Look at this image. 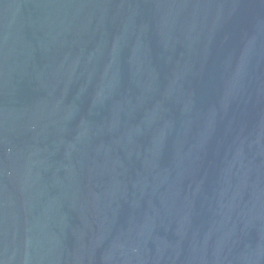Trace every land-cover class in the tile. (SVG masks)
Listing matches in <instances>:
<instances>
[{"label": "water", "instance_id": "95a60500", "mask_svg": "<svg viewBox=\"0 0 264 264\" xmlns=\"http://www.w3.org/2000/svg\"><path fill=\"white\" fill-rule=\"evenodd\" d=\"M0 264H264V0H0Z\"/></svg>", "mask_w": 264, "mask_h": 264}]
</instances>
